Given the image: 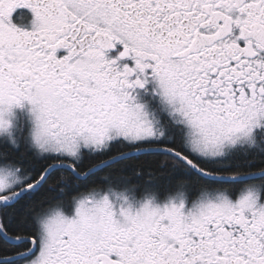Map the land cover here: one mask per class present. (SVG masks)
Returning a JSON list of instances; mask_svg holds the SVG:
<instances>
[{
    "label": "snow or ice",
    "instance_id": "snow-or-ice-1",
    "mask_svg": "<svg viewBox=\"0 0 264 264\" xmlns=\"http://www.w3.org/2000/svg\"><path fill=\"white\" fill-rule=\"evenodd\" d=\"M0 264H264V0H0Z\"/></svg>",
    "mask_w": 264,
    "mask_h": 264
}]
</instances>
